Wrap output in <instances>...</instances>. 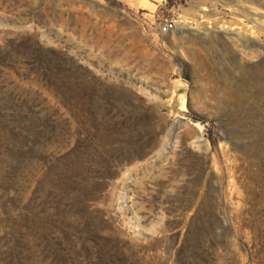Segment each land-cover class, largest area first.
<instances>
[{"label": "rangeland", "instance_id": "374dc122", "mask_svg": "<svg viewBox=\"0 0 264 264\" xmlns=\"http://www.w3.org/2000/svg\"><path fill=\"white\" fill-rule=\"evenodd\" d=\"M0 264H264V0H0Z\"/></svg>", "mask_w": 264, "mask_h": 264}, {"label": "built area", "instance_id": "2783aa9c", "mask_svg": "<svg viewBox=\"0 0 264 264\" xmlns=\"http://www.w3.org/2000/svg\"><path fill=\"white\" fill-rule=\"evenodd\" d=\"M175 27V24L171 21H165L159 25V33L161 35H168Z\"/></svg>", "mask_w": 264, "mask_h": 264}]
</instances>
